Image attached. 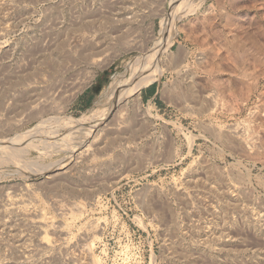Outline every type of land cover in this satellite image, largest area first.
Wrapping results in <instances>:
<instances>
[{
  "label": "rangeland",
  "instance_id": "1",
  "mask_svg": "<svg viewBox=\"0 0 264 264\" xmlns=\"http://www.w3.org/2000/svg\"><path fill=\"white\" fill-rule=\"evenodd\" d=\"M178 2L0 0V264H264V0Z\"/></svg>",
  "mask_w": 264,
  "mask_h": 264
},
{
  "label": "bare ground",
  "instance_id": "2",
  "mask_svg": "<svg viewBox=\"0 0 264 264\" xmlns=\"http://www.w3.org/2000/svg\"><path fill=\"white\" fill-rule=\"evenodd\" d=\"M186 1L187 0H179L178 2L179 4L176 7V11L179 10L178 13L182 9V7L181 8L179 7V5L184 4L183 2H186ZM186 4L187 5L184 6L186 8L185 9L183 8L184 10L182 9L183 11L182 13L191 12L192 11L191 9H193V4H191V0H189V2ZM173 11H174L173 12V15H174L176 11L175 10ZM175 22L176 20L172 17L171 23L163 27L162 34L165 37L164 41L154 49V53L152 52L151 54L147 56L145 55L146 57L140 58L139 60L137 59L135 63L130 64L128 66L127 73H125L124 72L125 70H124L123 71L124 74L121 73V75L119 74L112 80L109 89L107 90L106 94L101 99V101H104V100H107V102L110 101L109 103L110 107H106L108 110L107 115L110 114L112 111L116 113L117 112L122 113L123 112L122 109H124L123 106L125 107L126 105L122 101L123 98L128 97L129 95L138 94L142 87L153 82L156 79V77H158L157 75L163 72L162 71L163 64L160 61V56L164 54L163 51H166V50L170 51V48H172L171 44H172L174 37L172 36V34L168 35V32L170 31L169 25L172 24L173 26ZM174 27L175 25L173 26V28ZM156 61L158 62L156 63Z\"/></svg>",
  "mask_w": 264,
  "mask_h": 264
},
{
  "label": "crops",
  "instance_id": "3",
  "mask_svg": "<svg viewBox=\"0 0 264 264\" xmlns=\"http://www.w3.org/2000/svg\"><path fill=\"white\" fill-rule=\"evenodd\" d=\"M150 96L152 97V96H153V94L151 93V94H150V95H148V96L146 95V96H145V98H150Z\"/></svg>",
  "mask_w": 264,
  "mask_h": 264
}]
</instances>
